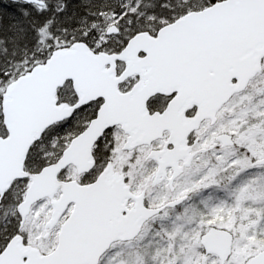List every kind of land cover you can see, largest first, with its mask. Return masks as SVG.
<instances>
[{
	"label": "snow or ice",
	"instance_id": "6c2138e0",
	"mask_svg": "<svg viewBox=\"0 0 264 264\" xmlns=\"http://www.w3.org/2000/svg\"><path fill=\"white\" fill-rule=\"evenodd\" d=\"M0 264H264V0H0Z\"/></svg>",
	"mask_w": 264,
	"mask_h": 264
}]
</instances>
